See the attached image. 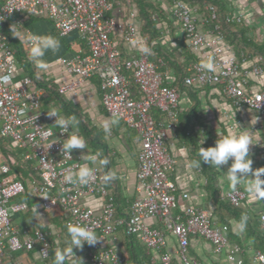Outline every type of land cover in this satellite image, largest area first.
Listing matches in <instances>:
<instances>
[{"label":"built area","instance_id":"2783aa9c","mask_svg":"<svg viewBox=\"0 0 264 264\" xmlns=\"http://www.w3.org/2000/svg\"><path fill=\"white\" fill-rule=\"evenodd\" d=\"M115 0H0V25L8 24L24 49H29L28 30L22 19L42 18L50 22L60 37L71 33L84 43V49L57 62L75 79L58 88V93L74 92L85 79L96 77L100 102L108 117L118 118L139 140L136 155V196L125 216L116 217V202L112 191L99 178V169L87 185L69 183L65 177L78 171L79 160L70 153L71 160L62 150L67 133L53 127L55 118L49 117L51 108L42 104L43 91L34 87L32 80L18 67L7 37L0 31V137L20 151L23 160L33 164L37 180L28 181V194L46 212L60 208L66 215L64 226L78 224L91 229L98 239L95 244H84L88 264H129L127 256L109 246L110 237L119 229L126 236L134 235L147 252L157 253L152 264H173L171 254L165 251L166 236L177 242L175 257L180 264H201L187 255L190 238H201L210 243L216 255L226 251V259L242 264V252L237 244H230L211 210L185 204L187 192H177L172 180L176 160L167 146L168 137L176 132L180 123L178 86L170 79L166 65L152 61L139 53L124 58L111 35L117 20L111 14ZM211 19L216 14L212 7ZM171 14L182 31L188 49L196 61L186 65L181 85L191 88L217 87L229 103L237 109L257 114L264 132V60L256 56L239 59L231 45L225 41L219 25L203 28L201 17L181 0H173ZM136 14L125 25L121 40L127 46L139 38L134 22ZM14 18V20H11ZM155 19V16H152ZM227 24L242 25L239 14L229 11ZM264 44V43H263ZM214 60V70H202L200 64L208 57ZM9 77L7 82L3 77ZM130 77L141 94L137 99L128 88ZM154 112L160 115L154 117ZM53 132V136L47 135ZM26 192L22 181L10 174L6 164H0V264H17L6 261L8 253L30 252L37 247L43 264H48L50 244L40 229H33L21 240L13 217L28 211L24 200ZM101 202L96 212L84 204L87 198ZM246 194L238 189L224 195L234 208L240 206ZM77 210L75 213L73 210ZM154 219L160 228L145 221ZM259 229L264 233V213L259 218ZM105 244L104 248L99 243ZM253 261L264 264V254L255 251Z\"/></svg>","mask_w":264,"mask_h":264},{"label":"crops","instance_id":"0c3cea01","mask_svg":"<svg viewBox=\"0 0 264 264\" xmlns=\"http://www.w3.org/2000/svg\"><path fill=\"white\" fill-rule=\"evenodd\" d=\"M112 15L117 20L115 32L111 35L112 41L117 45L122 57L128 58L139 53L146 54L147 46L145 39L140 33L138 20L134 22L139 29V38L131 46L123 44L121 33L127 23L131 21L127 14V7L122 0H115ZM229 4V11L242 16V25L247 29L246 36L259 43H264V0H226ZM173 0L161 5L163 15L156 21V26L160 32L157 43L168 51L181 53L180 43L185 47L183 34L171 14ZM131 12L137 10L131 2ZM136 17V16H135ZM28 22V21H27ZM26 22V23H27ZM25 23V24H26ZM24 26L37 35H51L60 41V49L57 53H46L44 59L47 62V69H39L35 72L42 77L46 85L53 89L40 88L44 95L42 104L44 108H55L64 116L75 115L78 123L69 129L68 135L75 133L82 137L86 142L85 150L73 149V155L79 160L80 164L87 162L89 167H97L101 181L108 185L113 194L116 195L121 203V209L129 211L130 204L137 192L136 187V155L139 149V140L134 131L128 129L124 124L118 123L111 127L110 131H105L104 123L108 117L100 102V92L98 89V79L91 77L85 79L78 85L74 92L58 93L61 85L72 82L75 77L68 73L65 68L57 62L60 57H70L75 53L81 52L79 39L76 34L71 33L65 37H60L52 28L48 21H39ZM187 48V47H186ZM183 61V57L180 59ZM247 61V65L250 64ZM170 79L174 81V73L167 68ZM22 71V70H21ZM23 72V71H22ZM34 87H37L33 84ZM39 88V87H37ZM55 90V91H54ZM180 116L185 115L194 106L195 111L189 117V129L186 137H190L196 146V153L191 151V144L188 138L181 135V123L176 132L172 133L166 143L170 154L175 158L176 165L172 174L177 192H187L189 199L180 203L179 208L185 204L199 209L211 210L217 223L230 244H237L242 252L239 257L242 264H257L253 261L256 250L254 240L249 236V225L259 222L260 216L264 213V199H254L247 191L245 183L242 182L235 189L246 194V198L240 206L235 208L239 215L225 210H218L217 203L213 202L207 192V178L204 174L205 164L201 162V168H189V161L198 159V149H207L215 145V142L222 135H240L249 132L252 145L249 148V158L252 160L251 168L253 171L264 168V132L258 129L263 120L255 113L246 109L234 108L217 87L192 88L182 85L178 86ZM203 132L206 139L200 145V133ZM130 153V156L128 155ZM99 154V158H107L109 164L101 168L98 163L86 161L83 155L92 156ZM0 164H6L0 156ZM231 160L227 165L215 171V182L218 189V196L221 200L224 195L234 190L225 174L230 167ZM207 165V164H206ZM210 166V165H209ZM109 173L114 178L105 183L103 177ZM250 175V174H249ZM264 180V175L261 176ZM84 204L94 209L100 210L101 202L97 198H87ZM53 211H43L37 202L31 210L24 214L13 217V224L19 230L21 240L25 239L33 229H47L49 237L53 242L54 264H56V254L62 252L65 256L63 264H88L84 255V246L73 248L72 254L69 253V236L64 229L57 227L53 221ZM145 223L153 228H160V224L150 219ZM109 246H113L118 253L127 256V241L125 233L119 229L118 232L110 237ZM100 248L105 244L100 242ZM177 242L175 238L167 234L165 251L172 256L173 264H180L175 257ZM148 254V252H146ZM151 257L157 258L158 254L149 252ZM187 255L199 261L201 264H233L227 261L226 251L216 255L213 253L209 242L192 237L188 243ZM6 261L17 264H43L37 247L30 252L8 253Z\"/></svg>","mask_w":264,"mask_h":264},{"label":"trees","instance_id":"16d2710c","mask_svg":"<svg viewBox=\"0 0 264 264\" xmlns=\"http://www.w3.org/2000/svg\"><path fill=\"white\" fill-rule=\"evenodd\" d=\"M125 2L127 7V14L130 16L131 13V5L128 3L129 0H122ZM144 1L148 0H138L139 9L133 4L137 10L136 19L138 20L143 16V26L141 29L145 32L140 31L141 34H147V51L146 56L152 61L161 60L167 68L172 70L174 73V83L177 86L181 85L182 76L184 74V68L186 65L196 61V56L191 52L190 49L186 48L183 44L180 43L181 53L180 52H171L166 50L164 47L159 45L158 40L160 37V32L157 29L156 21L163 15L161 7H156L155 11L149 10L147 7L143 6ZM194 12H196L201 19L203 20V28L210 29L214 25H219L222 33L224 34L225 41L232 46L234 52L239 57V59L245 58L246 60H251L256 56H261L264 60V44L259 43L257 41L252 40L250 37L246 36L247 29L243 25L238 24H227L225 22V17L229 12V4L226 0H181ZM215 3L214 5H210L209 2ZM208 7H212L216 14L215 19H211V12L207 9ZM155 16V19L152 18ZM11 20H14L12 18ZM25 25L36 23L39 21H47L42 18H29L22 19ZM139 21V20H138ZM49 22V21H48ZM50 23V22H49ZM0 31L7 37L8 45L14 52V57L18 63V67L23 71L22 73L28 76L32 83L37 87L44 89V87L48 89H53L46 85L45 81L42 77L38 76L35 72L36 65L29 58V49H24L21 45V42L18 40L15 33L9 30L8 24L4 23L0 25ZM80 49H84V43L79 40ZM183 57V61L180 59ZM128 88L131 93V96L134 98H141V94L138 91L137 87L133 83L132 79L128 77ZM192 90L191 87H189ZM55 91V90H54ZM194 106L190 109L185 115L180 116L181 123V135L186 137L188 129H189V117L195 111ZM154 117L156 119L160 118V115L157 112H154ZM189 139L191 144V151L196 153V146L193 143L190 137H186ZM0 156L6 163V165L10 169V174L15 178L23 182L26 192L24 194V200L28 205V211L32 209V207L37 204V200L28 194V181L37 180L38 173L35 170L33 164L28 161H25L20 156V151L16 148H13L6 140L0 137ZM204 168V174L207 178V192L209 194L210 199L217 203V209L225 210L227 212H232L234 214L239 215V212L230 205L228 201L221 200L218 196V189L216 187L215 182V171L211 166L206 165ZM101 179V176L99 175ZM108 187V185H106ZM109 188V187H108ZM110 189V188H109ZM115 197L116 202V217L125 216L126 211L121 209V203ZM66 219V215L61 211L60 208H56L53 210V223L65 231H67L64 226V221ZM44 235L47 237L50 249H49V257L47 259L48 264H54L55 257L53 256V242L52 238L49 237L47 229H40ZM68 232V231H67ZM249 236L253 238L254 245L257 251H260L264 254V233L259 229V222H255L254 224L249 225ZM127 241V259L129 264H152L150 254H146V248L138 241V239L134 235L126 236Z\"/></svg>","mask_w":264,"mask_h":264},{"label":"clouds","instance_id":"9594fccd","mask_svg":"<svg viewBox=\"0 0 264 264\" xmlns=\"http://www.w3.org/2000/svg\"><path fill=\"white\" fill-rule=\"evenodd\" d=\"M29 58L39 69H47V62L44 57L46 53H57L60 49V41L51 35H30L29 38ZM145 51H147L145 49ZM202 70L211 72L214 70V60L210 56L208 59L200 64ZM10 78L5 76L3 81L7 82ZM49 117H54L53 127L61 129V133H67V139L64 140L62 150L66 153L67 158L71 160V151L73 149L85 150V140L75 133L68 135L69 129L75 126L78 121L75 115L64 116L57 109L53 108L49 113ZM104 128L105 131H110L111 127L118 123V118L106 117ZM47 135L53 136V132H48ZM205 135L200 133L199 144L205 142ZM252 145L251 136L249 132H243L240 135H222L215 142V145L207 149L199 147L198 159L189 161V168H201V162L208 166H214L218 171L221 167L227 165L231 160L230 167L225 173L230 181L231 187L235 189L242 182L245 183L247 191L254 199H264V180L261 176L264 175V168L252 170V160L249 158V148ZM86 161L98 163L101 168L109 164L107 158H99V154L87 156L83 155ZM78 171L75 174H69L65 179L69 183L87 185L90 180L94 179L95 172L98 169L89 167V164L77 165ZM250 174V175H249ZM114 177L109 173H105L103 180L105 183L112 180ZM77 210H73L75 213ZM69 236V253L72 254L73 248H81L84 244H95L98 239L93 231L87 227H82L78 224H70L68 226ZM65 256L62 252L56 254V264H63Z\"/></svg>","mask_w":264,"mask_h":264},{"label":"rangeland","instance_id":"374dc122","mask_svg":"<svg viewBox=\"0 0 264 264\" xmlns=\"http://www.w3.org/2000/svg\"><path fill=\"white\" fill-rule=\"evenodd\" d=\"M129 1H131L132 3H134L135 4V6L137 7V9H139V6H138V0H129ZM171 0H148V1H144V5L143 6H145V7H147L149 10H154L155 11V9H157L158 7H160L161 5H163V4H165L166 2H170ZM210 3V5H214L215 3H213V2H209ZM157 7V8H156ZM139 21H137L138 22V27H139V29H140V31L143 29H141V27L143 26V16L142 17H140L139 19H138ZM143 31V30H142ZM141 31V32H142ZM144 32V31H143ZM146 32V31H145ZM144 32V33H145ZM142 35V37L145 39V43H147V37H148V33L147 34H141ZM147 36V37H146ZM147 46V45H146ZM128 155L130 156V153H128Z\"/></svg>","mask_w":264,"mask_h":264}]
</instances>
